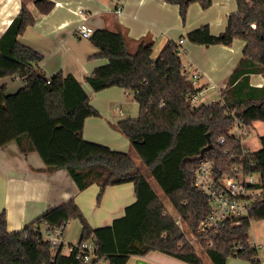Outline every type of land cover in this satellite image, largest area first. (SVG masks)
<instances>
[{"label": "trees", "instance_id": "trees-1", "mask_svg": "<svg viewBox=\"0 0 264 264\" xmlns=\"http://www.w3.org/2000/svg\"><path fill=\"white\" fill-rule=\"evenodd\" d=\"M24 0L17 17L0 39V80L18 77L24 86L15 93L0 87L5 107L2 125L25 152H37L44 171L66 169L80 191L97 185L98 204L109 187L133 183L137 202L127 207L124 217L111 226L93 228L74 199L57 206L18 232L8 230L5 211L0 212V264H83L78 247L71 253L64 246L53 249L44 241L45 227L55 229L62 222L77 219L82 224L80 243L93 242V260L128 264L133 256L158 251L189 264H227L237 257L261 264L258 248L250 242L252 223L264 220V136L262 148L247 157L255 161L254 171L262 179V197L238 223L229 222L219 233L200 236V250L186 235L197 236L210 212L206 197L194 187L195 170L203 158L214 160L217 174H230L242 160L243 144L231 135L237 121L247 129L264 122V86L250 85V76H264V0H237L238 11L228 19L226 30L213 35L208 25L189 32L187 40L198 45L231 46L246 43L243 56L216 103L194 106L191 94L200 92L186 75L179 44L169 42L154 58L153 42L142 41L135 51L122 30H97L91 37L107 64L86 77L95 92L118 87L133 93L140 106L137 119L117 124L131 143L143 166L151 173L186 224L182 230L133 159L132 152H119L84 139L85 122L99 116L81 81L59 72L48 77L40 68L43 55L20 43L21 36L36 19ZM47 14L55 3L29 0ZM178 6L184 24L189 8L199 2L203 9L212 0H166ZM255 26V27H254ZM187 64V63H186ZM161 104L163 106L161 107ZM8 136V135H7ZM221 137L226 143L219 144ZM0 144V145H1ZM232 156L234 158H232ZM210 242L213 245H209ZM241 247V248H240Z\"/></svg>", "mask_w": 264, "mask_h": 264}, {"label": "crops", "instance_id": "crops-1", "mask_svg": "<svg viewBox=\"0 0 264 264\" xmlns=\"http://www.w3.org/2000/svg\"><path fill=\"white\" fill-rule=\"evenodd\" d=\"M23 1L0 0V39L19 14ZM51 1L55 6L47 14L40 13L34 2L27 1L36 22L19 36V41L43 55L39 68L48 77L64 72L81 81L90 97L91 105L99 112V116L86 120L84 139L119 152H132V146L128 138L118 130L117 124L126 119H137L140 116V106L134 94L122 88L114 87L95 92L86 82L87 76L108 61L99 56L100 50L90 39L77 36V30L82 23H88L94 31L122 30L127 34L132 51L142 41L153 42L157 57L169 42L178 43L184 40V62L191 70H198L202 76L199 98L205 97L203 104L221 100V92L227 87L246 46L242 40H236L231 46H224L198 45L186 38L189 32L205 25L210 27L213 35L223 33L229 17L238 11L237 0H212L211 7L206 10L196 2L189 8L185 24L179 7L168 4L166 0ZM118 7H123V14L116 13ZM3 85L7 87L8 93H15L24 86L18 77L0 80V87ZM250 85L263 87L264 76L251 75ZM210 91L214 93L208 94ZM6 116L0 98V144L3 136L7 139L14 134L8 131L4 133L2 120ZM258 128L264 129V122H254L251 129ZM45 167L37 152L22 151L14 140L0 145V212H6L10 232L23 230L51 209L71 199L76 201L93 228L111 226L115 220L125 216L127 207L137 202L133 183L109 187L98 204L100 188L97 185L80 191L66 169L46 172ZM149 174L151 175L150 172ZM144 175L157 193L152 175ZM166 208L170 213L168 207ZM175 212L178 217L179 214ZM81 236V222L77 219L70 220L64 232V244L76 246L80 243ZM255 246L259 247L257 244ZM97 264L109 263L101 260ZM128 264L189 263L154 251L146 256H133ZM227 264L253 263L234 257ZM261 264L264 262L261 261Z\"/></svg>", "mask_w": 264, "mask_h": 264}, {"label": "built area", "instance_id": "built-area-1", "mask_svg": "<svg viewBox=\"0 0 264 264\" xmlns=\"http://www.w3.org/2000/svg\"><path fill=\"white\" fill-rule=\"evenodd\" d=\"M123 7H118L116 13L118 15L123 14ZM82 16L85 13L81 12ZM255 27V26H254ZM94 29L86 22L82 23L78 30L77 36L81 39H91L94 34ZM184 40L178 42L179 55L185 56V50L182 47ZM186 75L190 76L195 84L196 88H200L201 73L198 70H191L188 64H184ZM190 102L194 106H199V92L191 94ZM163 104H161V107ZM247 129L241 121H237L235 127L231 130V135L235 136L240 143L245 142L247 136ZM226 143V138L221 137L219 144ZM252 152L245 147L243 148L242 162L235 165L230 174L221 176L217 174V165L214 160L203 158L199 161V164L195 170L194 187L197 188L207 199L210 205V212L204 217L198 237L192 236L191 238L186 235L190 243L200 248V236L208 237L213 233H219L229 222L238 223V221L246 217L254 205L262 197V179L259 172L252 169L255 166L254 160H247ZM232 158H234L232 156ZM68 222H62L53 230H49L45 227L42 231V237L44 241L50 242L53 249H58L64 246V252L71 253L74 251L75 246H68L64 244V232ZM179 224V223H178ZM184 230L183 225H179ZM209 245H213L210 242ZM80 249V253H85L84 256H80L83 264H90L93 260L94 243L84 242L76 245ZM241 248V247H240ZM259 248V247H258Z\"/></svg>", "mask_w": 264, "mask_h": 264}, {"label": "rangeland", "instance_id": "rangeland-1", "mask_svg": "<svg viewBox=\"0 0 264 264\" xmlns=\"http://www.w3.org/2000/svg\"><path fill=\"white\" fill-rule=\"evenodd\" d=\"M153 56H154V58L157 57L156 51L154 52ZM210 93H214V92L213 91L208 92V94H210ZM204 100H205L204 96L199 98L198 105H202L203 104L202 102ZM262 136H264V129H262V128H258L257 130H254V129L248 130L247 136H246L245 142H244V147L246 149L250 150L251 152L259 151L262 148V143H261V137ZM132 156H133V159L136 162V164L141 169V171L144 174H146V176H150L151 177V175L149 174L148 170L143 166L140 157L133 150H132ZM151 179H152V182L154 183V185H155V187L157 189V193L159 195V198L161 199L163 204L166 207H168L170 213L174 217H176V212H175L176 210H175L173 204L171 203L169 198L166 196V194L162 191V189L159 187L157 182L155 180H153V178H151ZM176 218L178 220L179 225H183L184 230H185L186 229L185 222L182 220V218L180 216H178ZM188 237L191 238V235L188 234ZM250 242L253 245L257 244V246H259V248H258V250H259V259H261V261L264 262V246H263L264 245V220L255 221V222L252 223V227H251V231H250ZM194 247L196 248V250L201 251L200 248L197 245H195ZM203 258H204V261H205L206 264H213L207 255L203 254ZM231 258H234V257H231ZM237 259L244 260V259H241V258H237Z\"/></svg>", "mask_w": 264, "mask_h": 264}]
</instances>
